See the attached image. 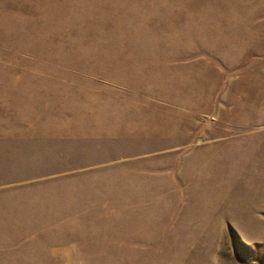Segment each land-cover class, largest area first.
Returning a JSON list of instances; mask_svg holds the SVG:
<instances>
[{
  "label": "rangeland",
  "instance_id": "1",
  "mask_svg": "<svg viewBox=\"0 0 264 264\" xmlns=\"http://www.w3.org/2000/svg\"><path fill=\"white\" fill-rule=\"evenodd\" d=\"M0 264H264V0H0Z\"/></svg>",
  "mask_w": 264,
  "mask_h": 264
}]
</instances>
